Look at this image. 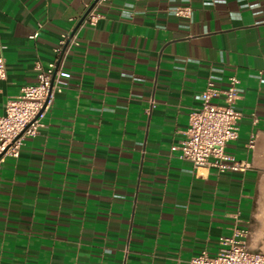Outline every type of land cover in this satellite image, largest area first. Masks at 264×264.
I'll list each match as a JSON object with an SVG mask.
<instances>
[{
  "label": "crops",
  "instance_id": "crops-1",
  "mask_svg": "<svg viewBox=\"0 0 264 264\" xmlns=\"http://www.w3.org/2000/svg\"><path fill=\"white\" fill-rule=\"evenodd\" d=\"M93 1L0 0V114L62 35L78 41L44 128L1 165L0 264H187L235 228L264 253V0H111L89 26ZM231 76L225 152L250 168H194L171 148L206 82Z\"/></svg>",
  "mask_w": 264,
  "mask_h": 264
},
{
  "label": "built area",
  "instance_id": "built-area-1",
  "mask_svg": "<svg viewBox=\"0 0 264 264\" xmlns=\"http://www.w3.org/2000/svg\"><path fill=\"white\" fill-rule=\"evenodd\" d=\"M111 0H94L92 9L83 19V24L94 26L101 17L97 9ZM175 16L189 20V8H174ZM35 32L30 39L35 40ZM78 45L77 38L66 33L52 50L54 60L45 69L35 63L36 81L20 89L19 95L8 100L0 114V168L7 159H17L23 141L36 136L44 128V118L51 109L54 98L68 85L70 73L63 67L65 51ZM6 79V67L0 57V81ZM235 76L228 79L227 87L219 90L212 81L206 82L202 91L201 106L189 112L183 138L172 151L178 152L180 160L191 163L194 168L210 167L218 174L243 173L249 163L237 161L225 152L228 143L238 138L240 114L235 109L239 99ZM214 100H221L220 103ZM248 229L235 228L230 236L219 237L217 252H206L191 257L187 264H264V253L250 251L247 246Z\"/></svg>",
  "mask_w": 264,
  "mask_h": 264
},
{
  "label": "water",
  "instance_id": "water-1",
  "mask_svg": "<svg viewBox=\"0 0 264 264\" xmlns=\"http://www.w3.org/2000/svg\"><path fill=\"white\" fill-rule=\"evenodd\" d=\"M94 4H95V2H93L92 5L87 9V11L85 12V14H84L82 20H83L84 17L88 14V12L92 9V7L94 6ZM82 20H81V22H82ZM72 34H73V32H72ZM72 34H71V35H72Z\"/></svg>",
  "mask_w": 264,
  "mask_h": 264
}]
</instances>
